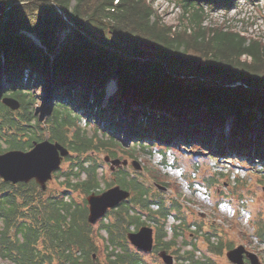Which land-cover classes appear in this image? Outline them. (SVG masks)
Wrapping results in <instances>:
<instances>
[{"label": "trees", "instance_id": "obj_1", "mask_svg": "<svg viewBox=\"0 0 264 264\" xmlns=\"http://www.w3.org/2000/svg\"><path fill=\"white\" fill-rule=\"evenodd\" d=\"M72 1L0 0V152L26 150L44 138L69 149V166L53 174L64 176L60 192L48 193L34 180L0 178V264H95L97 249L103 253L99 264H149L126 232L142 226L145 213L160 229V218L167 220L179 206L166 205L160 193L117 169L112 184L131 194L95 227L87 221L84 197L100 189L101 163L92 154L115 157L114 134L121 130L132 134L134 146H184L263 164L264 42L204 28L201 5L214 0H181L178 30L154 17L147 0ZM65 27L71 31L59 42ZM110 80L116 88L106 97ZM37 87L54 100L46 124L71 110L91 120L94 138L81 131L70 141L44 134L33 107ZM5 97L18 108L6 106ZM103 125L112 126L111 134L101 130L99 136Z\"/></svg>", "mask_w": 264, "mask_h": 264}, {"label": "rangeland", "instance_id": "obj_2", "mask_svg": "<svg viewBox=\"0 0 264 264\" xmlns=\"http://www.w3.org/2000/svg\"><path fill=\"white\" fill-rule=\"evenodd\" d=\"M214 1L201 5L204 28L219 27L237 32L247 40V43L250 40L264 42V0H231L229 5H223L228 4L229 0ZM147 2L154 10V17L160 18L163 23L172 25L173 29H176L182 13L181 0H147ZM70 31L69 27L63 28L59 33V42H62ZM190 31L188 29V32ZM27 34L38 42L35 35L30 32ZM242 60L248 61L250 57L243 55ZM111 84L113 87L110 86ZM115 88V81L110 80L106 85V97L111 95ZM35 93L37 101L33 107L42 120L41 127L44 134L59 133L65 140L70 141L75 138L74 134L81 131L86 136L94 138L96 129L91 125V120L71 110H60L56 114L57 123L54 121L46 124V108L53 106V97L40 87L35 89ZM89 117L93 119L92 115ZM111 127L110 125L99 127V136L102 134L101 130L111 134ZM115 132L114 140L118 145L115 147L116 156L111 158L126 159L128 162L122 166L113 165L114 168L111 170V164L104 160L106 156L104 153L92 154L101 163L97 169L100 179L98 193L116 185V183L112 184L115 181V172L117 169H123L128 172V177L134 175L137 180L150 187V193H160L166 205L171 202L173 205H178L177 210L170 211L167 220L159 217L164 224L158 232H166L165 237L163 235L160 237L163 240L173 239L169 251L174 250L178 254V259L173 264H186L182 256L191 255L190 250L195 256L204 254L211 258V264H230L225 253L228 247L238 244H244L258 252L264 260V163L262 164V161L220 156L212 153L211 150L200 152L184 146L182 149L178 146L166 148L164 145L155 146L149 142L150 148L142 147L140 144L134 146L130 132L121 130ZM61 138L57 139L61 140ZM128 148L134 150L133 154L129 155L126 151ZM132 162H138L141 169H135ZM68 166L69 162L63 158L59 169L62 171ZM63 179L61 173L54 175L47 182L48 193L60 192L63 189L61 187ZM156 184L164 186L165 189H159ZM71 194L75 199L83 198L78 192ZM144 217H146L144 224L155 227L146 213ZM97 221L99 222V219ZM97 221L93 223L95 227L98 226ZM101 233L104 235V231ZM97 244L101 248L102 243ZM93 254L95 255L91 258L95 264L103 262V253L100 250L97 249ZM142 254L149 264H165L158 257V252H142Z\"/></svg>", "mask_w": 264, "mask_h": 264}, {"label": "water", "instance_id": "obj_3", "mask_svg": "<svg viewBox=\"0 0 264 264\" xmlns=\"http://www.w3.org/2000/svg\"><path fill=\"white\" fill-rule=\"evenodd\" d=\"M205 2L208 0H197ZM1 14V12H0ZM76 29L80 28L72 25ZM86 36L98 42L87 33ZM105 47L111 50L114 58H117V51H114L109 46ZM2 102L10 109L18 108L19 103L10 97H5ZM69 153V149L58 141H51L48 138L42 140H34L29 149H10L0 152V178L11 183L24 182L27 183L34 180L42 190L46 189L47 182L52 179L53 172L59 169L63 158ZM104 160L111 164V170L114 166H122L127 164V160L119 158H111L108 155L104 156ZM135 169H141L138 162H132ZM114 165V166H113ZM159 189H165L164 186L156 184ZM130 190L121 187L119 184L113 185L100 193H90L85 196V201L88 205L87 221L95 223L101 218L105 211L115 207L121 201L129 198ZM126 238L129 243L143 252H149L153 248L152 227L142 225L137 230H129L126 232ZM243 246L238 245L227 251L226 255L233 263L240 264L242 261ZM252 264H257L258 260L254 253L248 252ZM95 254L92 255L94 257ZM158 255L162 258L165 264H173V256L167 253L166 250H160Z\"/></svg>", "mask_w": 264, "mask_h": 264}, {"label": "flooded vegetation", "instance_id": "obj_4", "mask_svg": "<svg viewBox=\"0 0 264 264\" xmlns=\"http://www.w3.org/2000/svg\"><path fill=\"white\" fill-rule=\"evenodd\" d=\"M150 221L152 222V220H150ZM143 225H147V224H143ZM151 227H152V235H153V248H152L151 251L145 252V253H154V252L157 253L160 250H166L167 253H169V254H171L173 256L174 261L175 260L177 261V259H178L177 252H175L174 250L169 251V247L173 243V239L163 240V238H161L160 236L163 235L165 237L166 232H158L160 229H157L154 226H151ZM137 229H135V230H137ZM157 239H158V241H157ZM238 245H242L243 246V249H244L243 252H242V254H241L242 261H241L240 264H252L251 263V259L249 258L248 252H252V253H254L256 255L257 260H258V263L257 264H264V260H263L262 256H260V254L258 252L254 251V250H251V248L249 249V247H247L244 244H238ZM234 247H236V246H230L227 249L230 250V249H232ZM227 251H226V253H227ZM190 252L192 253L191 255H183L182 256L183 258H184V256H187L186 258H184L185 261H186V264H211V261H212L211 258L207 257L206 255L201 254L200 256H195L194 253L192 252V250H190ZM226 253H225V255H226ZM158 257L162 260V258L159 255H158ZM226 258L228 259V261L230 262V264H237V263L231 262L229 260V258L227 257V255H226Z\"/></svg>", "mask_w": 264, "mask_h": 264}]
</instances>
